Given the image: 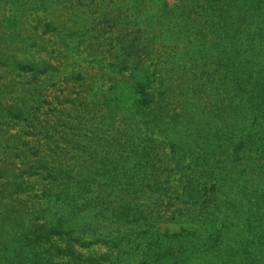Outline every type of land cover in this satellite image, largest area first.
<instances>
[{
  "label": "trees",
  "instance_id": "trees-1",
  "mask_svg": "<svg viewBox=\"0 0 264 264\" xmlns=\"http://www.w3.org/2000/svg\"><path fill=\"white\" fill-rule=\"evenodd\" d=\"M47 37L66 58L91 57L103 84L75 72L66 82L80 85L79 99L46 112L44 77L59 72L43 57ZM57 112L78 123L60 130L48 118ZM115 124L118 151H102ZM44 146L68 159L81 152L72 160L82 167L49 165ZM0 165L2 229L42 218L24 208L27 194L68 212L56 223L29 218L23 254L0 244V264H264V0H0ZM95 189L91 206L108 203L126 227L87 242L69 222ZM150 198L152 213L135 203ZM161 222L175 230H156ZM104 241L112 251L101 258L75 255V243ZM51 249L69 260H39Z\"/></svg>",
  "mask_w": 264,
  "mask_h": 264
},
{
  "label": "rangeland",
  "instance_id": "rangeland-1",
  "mask_svg": "<svg viewBox=\"0 0 264 264\" xmlns=\"http://www.w3.org/2000/svg\"><path fill=\"white\" fill-rule=\"evenodd\" d=\"M57 15H61V14H57ZM30 19V17H28ZM38 18L37 14H33L32 16V21L34 23V21ZM61 19L60 17L57 18V20ZM59 22H61V20H59ZM30 24V22H29ZM29 24L25 25V29L29 30L30 26ZM25 34V33H24ZM48 40L51 42L50 45H48V50L45 51V53H43V57L46 60H49L50 62H52L56 67L58 66L59 68V72H55L54 76L52 77V80H48L46 75L44 77V79L46 80V86H45V90L43 91V98L45 99V101L47 102V104H45L46 108L45 111L47 112V110L50 109V106L48 105V103H52L54 105L55 108L57 109H63V105H65V102H67V100L70 98L72 99L71 101H73L74 99H79V96L77 94L81 93V91L83 90L79 84H77L75 81H70L66 82L68 79L72 78V76L74 75L75 72L79 73L81 71H84V73L86 74L87 77V82L89 84L90 80L91 82H93L94 87H101L102 86V80L100 78V74L101 72L99 71V69H95L94 66H90V62H91V57L88 56L87 58V54H83V55H77V54H72L71 57L66 58L65 55H69L70 53L67 52L61 45H56L54 43V39L47 37ZM60 48V50H59ZM62 65V66H61ZM109 82V81H107ZM106 82V83H107ZM110 84L107 83L106 87H109ZM69 94V95H68ZM83 97V96H81ZM80 103H84V104H80ZM87 101L84 100L83 101H76V107H79V109L81 110L82 113H84L85 111V107L87 106ZM69 104H72L71 102H69ZM89 110V109H87ZM99 115H102V111L99 110ZM87 113V112H86ZM74 115L75 112H73ZM48 118H52V120H54L55 118H59L61 123L60 125V130H62V123H75L76 121L74 119H68V117L66 115H61L60 113H56V115H52L50 114ZM68 120V121H67ZM65 121V122H64ZM67 121V122H66ZM85 122V120H84ZM78 123V122H76ZM85 128H93V125H90V123L88 122L85 126ZM119 126L118 124H115V126L111 127V130H108V133L104 136V139L106 140V142L103 145L102 151H109V152H115L117 148H115L114 146V139H116V137L118 136V134L116 133V131L118 130ZM88 133V132H87ZM90 133V132H89ZM55 138L57 141H59L60 143L62 142V140L60 139V136L55 135ZM100 137H98L99 139ZM102 139V137H101ZM41 145H45V141H43V144ZM65 145L64 142L61 143V147H63ZM52 148H54V146H51ZM43 150V157L45 159V161L51 165V166H55V167H60V165H64L66 164L67 166H69L72 169H80L82 167V160L79 159V157H76L75 160H72V155L76 154L78 156H81L82 153L77 151L76 153H74L75 151L68 149V151L70 150V155L68 156L70 159L62 157V156H58L55 154L54 150H50L49 148H46L45 146L42 148ZM41 150V151H42ZM59 151V150H58ZM57 152V151H56ZM60 153V151L58 152ZM60 160H59V159ZM113 160H119V155L116 154L114 156ZM91 160H89L88 162H90ZM18 162V161H17ZM91 164V162H90ZM118 166V165H117ZM0 167H2L0 165ZM97 169L99 170H103V163L101 164H97L96 165ZM42 174L45 175V177L49 174V171H43ZM48 181H45V184H47ZM38 190V186L36 187L35 191ZM122 190V189H121ZM41 191H38L37 195L40 194ZM98 195V190L95 189L94 192L92 193H87L86 197H81L78 199V203L79 205H83V207H85V204H90V201H93L94 197H96ZM105 194H102L104 201L109 202L110 201V196L106 197L104 196ZM121 195V196H120ZM125 195V196H124ZM118 199L123 200L126 198V193L123 194L121 192V194H119ZM122 196L123 199H122ZM33 197V198H32ZM32 198V199H31ZM23 199H25L28 204L25 203L24 208L29 211V207L35 208L36 209V213H40L42 218L40 219H35L32 217H27L28 219L26 220V218H22V224L20 225V228L18 226V228H15V230H4L2 229V227L8 226L9 225V221L7 220H3V218L5 217V215L8 214V212L6 210H8L7 207H5V205H3V202L0 201V244H6L10 245L12 247V250H8L6 255L8 257H11V251H13V248L15 247L16 249L21 248V246H19V237L18 235H21V233L24 231H26V228L28 226V223L30 222L29 218H31V221H36L37 225H43L45 223H48L49 221H53L56 223V221H59V217H64L67 220V211L65 210L66 208L62 205V204H58L57 202L51 203L49 202L45 197L43 199H41L39 201V199L34 198L33 195L27 194V196H23ZM47 200V201H46ZM119 201V202H120ZM125 202V201H123ZM140 199L137 200V202L135 201L136 205H140L142 206V209L144 211H150V213H152V211L154 212L153 208H155L156 204H157V200L155 198H150L148 201H144V203H139ZM86 205L85 208H83L82 213L80 214L81 219H78L79 221L73 220L70 223L71 227L74 228V230L77 232L75 233L76 238L79 237L81 239H84V241L90 242L91 239H93V237L97 238L100 237L102 239L104 235L106 234H116L118 231H122V229H124L126 226L122 225V220H118L114 217V214L112 212H110L109 210H107V206L108 203H105L101 205V207L95 206L91 204L90 205ZM89 206V207H88ZM119 206V203H118ZM92 207L94 209H92ZM101 209H103V212H100V216H96V213L98 214L99 211H101ZM67 212V213H66ZM102 213V214H101ZM37 214V215H38ZM4 216V217H3ZM155 216V215H154ZM58 218V219H57ZM71 218V216L69 217ZM152 218V217H151ZM65 220V222H66ZM11 222V221H10ZM52 223V222H51ZM157 227L155 228L156 230H162V233L165 232L167 229H170L172 231L175 230V226L174 223H164L161 222L160 224L156 225ZM30 227V225L28 226V228ZM131 227H134L131 226ZM54 242L58 241L57 237L53 238ZM38 242V241H37ZM105 242V241H104ZM41 245V251L43 252V250H46L47 248H50L49 244L46 243H40ZM62 246H64L65 244L60 243ZM108 244L105 242L104 243H96L95 245H92L90 247H83V246H79V244L75 243L74 244V252L75 255L77 256H81L84 258H89V257H94V258H101V256L110 253V251H112L108 246ZM22 246H25V243H22ZM18 247V248H17ZM1 248V247H0ZM38 249V247H36ZM23 250V248H22ZM28 251V250H27ZM49 253L44 254L43 256H41L39 258V260H45L44 257H47L48 259H50L53 263H61V261H63L64 259L69 260V257L66 255H60L58 256L59 253H57L56 250L51 249L48 250ZM33 252V251H31ZM30 252V260H32V258H35V253H31ZM13 253L16 255L23 254V251L21 252L19 249L17 250V252L13 251ZM12 253V254H13ZM45 253V252H43ZM24 261V260H23Z\"/></svg>",
  "mask_w": 264,
  "mask_h": 264
}]
</instances>
